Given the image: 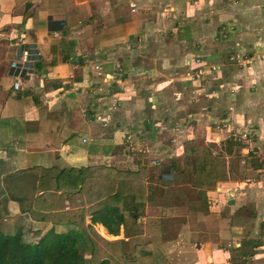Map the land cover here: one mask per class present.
Listing matches in <instances>:
<instances>
[{"label":"crops","instance_id":"1","mask_svg":"<svg viewBox=\"0 0 264 264\" xmlns=\"http://www.w3.org/2000/svg\"><path fill=\"white\" fill-rule=\"evenodd\" d=\"M87 1L0 0V160L9 170L106 162L135 170L181 156L188 140L207 144L226 176L198 187L205 223L187 237L184 223L177 264H264V0L181 9ZM24 49L32 66L15 75ZM232 128L250 136L235 141ZM178 212L145 207L146 217Z\"/></svg>","mask_w":264,"mask_h":264},{"label":"trees","instance_id":"2","mask_svg":"<svg viewBox=\"0 0 264 264\" xmlns=\"http://www.w3.org/2000/svg\"><path fill=\"white\" fill-rule=\"evenodd\" d=\"M57 23L50 19L51 27ZM31 66L27 62L23 69L13 67L12 72L17 75L19 69L25 72ZM182 156L186 160L189 157L200 160V163L188 164L192 173L214 163L209 147L194 140L184 143ZM176 160H170V166L168 164L166 168L162 166V172L156 167L159 176L154 184L150 183L149 176L150 165L156 166L153 160L138 162L135 170L107 163L64 167L33 163L4 172L0 189L18 204L21 213L46 224L32 230L28 237L22 228L16 234L0 229V264H108V258L96 257V248L91 257H85L83 248L94 242L97 233L94 229L84 228L83 221L76 217L80 218L81 212L90 210L93 223L103 219L108 227L114 224L116 228L111 233L118 234L120 225H125L127 218H132L134 223L142 216L146 202L156 203L152 189H156L169 171L179 169ZM103 182H106L104 188H93ZM58 223H64V231L57 230ZM77 224L82 225L81 231L76 229ZM101 238L108 244L113 243Z\"/></svg>","mask_w":264,"mask_h":264},{"label":"rangeland","instance_id":"3","mask_svg":"<svg viewBox=\"0 0 264 264\" xmlns=\"http://www.w3.org/2000/svg\"><path fill=\"white\" fill-rule=\"evenodd\" d=\"M167 0L160 2L157 6L167 7L169 5H176L179 9H181V5L184 6L185 1L192 2L193 0ZM199 1V0H198ZM206 1V0H200ZM215 4L213 6H217L219 2L222 0H212ZM237 1V0H234ZM181 2V3H179ZM87 3H91L90 0ZM156 6V5H154ZM137 8V7H136ZM158 8V7H156ZM172 11V12H171ZM165 12L169 16L167 18L170 21L169 17L173 15V10L166 9ZM169 30V27H167ZM167 30V29H166ZM15 64V63H14ZM13 64V67L16 65ZM177 115V114H176ZM176 116L172 117V121H175ZM175 123V122H174ZM218 127L216 126V129ZM171 127H166L164 131L170 130ZM232 131L235 133L233 135ZM247 133L246 137H243V133ZM232 138L237 139V141H244L248 138V131L239 130L236 128H232L231 130ZM166 134V133H165ZM238 135V136H237ZM237 136V137H236ZM207 145V144H206ZM123 149L121 147L120 153L123 152V156H127L126 149L128 145L125 143ZM211 152H215V148H210ZM131 151V150H130ZM129 153V152H128ZM152 163L156 166L150 165L151 175L150 178L152 181L150 183L157 182L159 172L163 167L170 166V160L177 159V168L178 170L169 171L167 175L163 176L161 182H158V186L156 189H152L153 195L155 197L156 203L146 202L145 207L147 206H173L176 205L178 208L177 215H165L162 214L157 217H146L145 207L144 213L142 216L138 217L133 223L132 218H127L126 223L120 225V232L118 234H112L111 232L115 230V225L108 227L104 225L103 219H99V221L93 223L91 219V214H93L90 210L81 212L79 217H76L77 220L83 221L84 228H87L88 231H92L93 229L97 233L96 241L93 243L86 245L83 248V253L85 257L89 258L92 256L94 248H96L95 255L97 258H108V264H177L178 256L176 251V245L178 242V235L182 233V229L187 226V235H190L194 232L199 231L200 227H202L205 223V213L206 209L202 206L203 196L200 195V191L204 190V188H212L215 182L217 184L218 180H222L226 176L225 168L223 166L222 156L217 155L214 158V163L212 165H207L204 169L200 168L198 171H194L188 168V164L193 162L200 163V160L195 158H187V160L181 155L168 156L165 159L152 158ZM216 159V160H215ZM1 161V160H0ZM109 164L108 162H106ZM105 163V164H106ZM221 163L220 167H217ZM93 164H102V163H90ZM169 164V165H168ZM168 165V166H167ZM4 166V167H3ZM156 167L159 169H156ZM188 168V169H187ZM200 170H203L200 172ZM11 171L6 165L3 164V161L0 162V178L4 172ZM194 186V189L191 188ZM148 186V184H146ZM198 185H203L199 189ZM106 186V182L97 184L95 189L100 190ZM216 186V185H215ZM15 203V205H13ZM195 205L194 211L190 209L192 205ZM18 204L11 200L8 194L5 191L0 189V229L7 233L16 234L21 228L25 229V235L28 237L32 230L43 227L46 223L40 220L32 219L28 214L21 213ZM67 209V208H66ZM65 209V210H66ZM201 209V212L198 210ZM68 210V209H67ZM66 210V211H67ZM185 215L187 217L185 218ZM189 215H192L191 218H188ZM164 216V217H163ZM146 217V218H145ZM188 218V219H187ZM61 222V221H60ZM186 223V224H184ZM51 224V223H50ZM48 225V223H47ZM186 225V226H185ZM58 231H64L65 225L64 223H58L57 225ZM208 226V224H207ZM76 229L78 231L82 230V225H76ZM181 236V235H179ZM105 238L113 241L112 244H108L104 242L101 238ZM181 237V238H186ZM100 238V239H99ZM179 249V247H178ZM177 249V250H178ZM161 261V262H160Z\"/></svg>","mask_w":264,"mask_h":264},{"label":"built area","instance_id":"4","mask_svg":"<svg viewBox=\"0 0 264 264\" xmlns=\"http://www.w3.org/2000/svg\"><path fill=\"white\" fill-rule=\"evenodd\" d=\"M136 7H137L136 5H133L132 10L135 11ZM28 57H29V49H24L22 51V54L20 57V61H19L20 63L15 62V64H14V65H16L15 67L20 68V69L24 68V65L28 62ZM198 61H201V59L198 58ZM212 69H216V65H213ZM199 72H202V70H200ZM196 76H199V74H196ZM14 85L16 88H18L19 87V81L18 80L15 81ZM217 127H218V129H221L220 125H217ZM232 133H233V135L235 134L233 131H232ZM246 136H247V133L246 132L243 133V137H246Z\"/></svg>","mask_w":264,"mask_h":264},{"label":"water","instance_id":"5","mask_svg":"<svg viewBox=\"0 0 264 264\" xmlns=\"http://www.w3.org/2000/svg\"><path fill=\"white\" fill-rule=\"evenodd\" d=\"M229 202H230V203H233L234 201H233V199H231Z\"/></svg>","mask_w":264,"mask_h":264}]
</instances>
